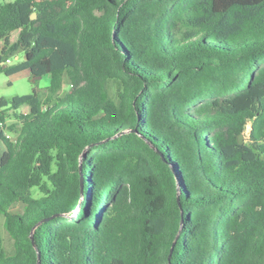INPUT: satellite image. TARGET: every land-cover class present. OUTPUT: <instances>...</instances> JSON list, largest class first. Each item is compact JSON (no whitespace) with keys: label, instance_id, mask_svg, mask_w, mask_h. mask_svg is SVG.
Here are the masks:
<instances>
[{"label":"trees","instance_id":"trees-1","mask_svg":"<svg viewBox=\"0 0 264 264\" xmlns=\"http://www.w3.org/2000/svg\"><path fill=\"white\" fill-rule=\"evenodd\" d=\"M1 39L50 78L0 97V264H264V0H2Z\"/></svg>","mask_w":264,"mask_h":264},{"label":"rangeland","instance_id":"rangeland-1","mask_svg":"<svg viewBox=\"0 0 264 264\" xmlns=\"http://www.w3.org/2000/svg\"><path fill=\"white\" fill-rule=\"evenodd\" d=\"M2 2V0H0ZM15 37V34H11L7 37L6 40H13ZM7 46V43L4 39L0 40V62H2L3 53L5 51V48ZM24 58V54L20 53L18 56H15L8 60V64L16 63L19 60H22ZM49 76H43L38 79V81H34L31 78V75L28 71H24L22 73H18L13 76H7L4 73H0V97H12L14 95H23L28 94L33 91L34 88H36L42 96L46 94V87L49 84ZM252 130V125L249 123L247 126V129L243 135V142H248L250 138V132ZM5 150V145L3 142H0V151ZM22 209L21 204H15L14 210L19 211ZM3 219H1V230L2 234L5 240L6 247L11 250L13 248V239L10 237L8 231L4 227Z\"/></svg>","mask_w":264,"mask_h":264},{"label":"water","instance_id":"water-1","mask_svg":"<svg viewBox=\"0 0 264 264\" xmlns=\"http://www.w3.org/2000/svg\"><path fill=\"white\" fill-rule=\"evenodd\" d=\"M32 17H33V18H35V17H36V13H33ZM38 78H41V77H38ZM242 139H243V135H242V134H240V135H239V142H240V143H242V142H243V140H242ZM81 180L83 181V178H81Z\"/></svg>","mask_w":264,"mask_h":264},{"label":"crops","instance_id":"crops-1","mask_svg":"<svg viewBox=\"0 0 264 264\" xmlns=\"http://www.w3.org/2000/svg\"><path fill=\"white\" fill-rule=\"evenodd\" d=\"M29 72V71H28ZM30 73V72H29ZM2 153V151H0V154Z\"/></svg>","mask_w":264,"mask_h":264},{"label":"built area","instance_id":"built-area-1","mask_svg":"<svg viewBox=\"0 0 264 264\" xmlns=\"http://www.w3.org/2000/svg\"><path fill=\"white\" fill-rule=\"evenodd\" d=\"M9 136V135H8Z\"/></svg>","mask_w":264,"mask_h":264}]
</instances>
